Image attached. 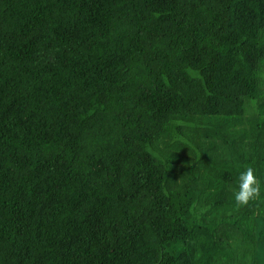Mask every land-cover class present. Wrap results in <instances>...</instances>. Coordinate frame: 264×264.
Here are the masks:
<instances>
[{"label": "trees", "instance_id": "obj_1", "mask_svg": "<svg viewBox=\"0 0 264 264\" xmlns=\"http://www.w3.org/2000/svg\"><path fill=\"white\" fill-rule=\"evenodd\" d=\"M0 264H264V0H0Z\"/></svg>", "mask_w": 264, "mask_h": 264}, {"label": "clouds", "instance_id": "obj_2", "mask_svg": "<svg viewBox=\"0 0 264 264\" xmlns=\"http://www.w3.org/2000/svg\"><path fill=\"white\" fill-rule=\"evenodd\" d=\"M260 191V184L252 167H246L238 174L237 190L233 193L234 200L238 205L248 204L250 200L259 196Z\"/></svg>", "mask_w": 264, "mask_h": 264}]
</instances>
